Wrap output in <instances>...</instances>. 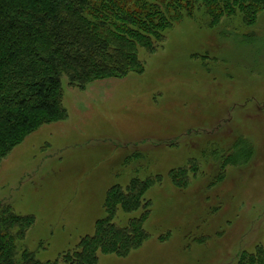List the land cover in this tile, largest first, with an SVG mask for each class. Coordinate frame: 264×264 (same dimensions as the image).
Here are the masks:
<instances>
[{
  "label": "rangeland",
  "instance_id": "374dc122",
  "mask_svg": "<svg viewBox=\"0 0 264 264\" xmlns=\"http://www.w3.org/2000/svg\"><path fill=\"white\" fill-rule=\"evenodd\" d=\"M243 18L212 24L197 4L154 53L140 50V72L85 90L63 78L68 118L0 165V202L35 218L21 249L59 259L107 217L114 186L153 178L149 239L100 264H239L264 252V10Z\"/></svg>",
  "mask_w": 264,
  "mask_h": 264
},
{
  "label": "trees",
  "instance_id": "16d2710c",
  "mask_svg": "<svg viewBox=\"0 0 264 264\" xmlns=\"http://www.w3.org/2000/svg\"><path fill=\"white\" fill-rule=\"evenodd\" d=\"M212 24L237 12L254 24L264 0H0V165L31 133L65 121L63 78L85 90L89 84L124 78L142 70L140 50L154 53L167 31L196 5ZM202 5V6H201ZM155 179L114 186L105 202L107 217L55 261H41L21 249L35 224L0 202V264H100V255L128 257L148 239L147 192ZM140 218L116 222L119 212ZM239 264H264V252L245 253Z\"/></svg>",
  "mask_w": 264,
  "mask_h": 264
}]
</instances>
